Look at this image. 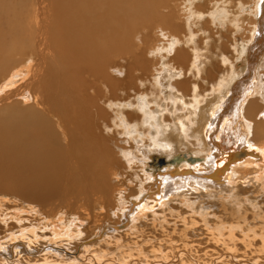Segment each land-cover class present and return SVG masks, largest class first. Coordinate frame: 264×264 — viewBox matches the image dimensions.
<instances>
[{
    "label": "bare ground",
    "instance_id": "1",
    "mask_svg": "<svg viewBox=\"0 0 264 264\" xmlns=\"http://www.w3.org/2000/svg\"><path fill=\"white\" fill-rule=\"evenodd\" d=\"M180 1L196 6L195 0H0V193L28 203L0 199V224L11 222L9 240L0 244V264H80L76 256H67L85 244L76 243L82 241L78 239L84 228L81 232L74 222L73 227L65 225L66 213L63 218L60 212L41 214L39 222L27 217L37 204L47 202H62L68 209L89 205L87 213L97 205L104 208L101 215L93 214V227H88L92 235L87 233L85 241L96 230L99 236L106 229L112 233L92 246H101V258L93 251L96 262L92 258L82 264L109 258L111 247L117 248L111 240L115 235L122 250L114 264L145 261V246L133 253L131 248L148 237L157 244L148 243L146 250L183 264H200L198 255L187 254L186 244L168 247L155 231L147 232L156 224L159 228L161 218L168 225L175 212L186 219L185 229L206 223L208 233L197 232L199 228L191 235L179 231L182 238L197 234V246L205 240L213 248L222 245L225 252L244 250L252 261L263 251L264 221L257 229L233 219L216 223L206 209L213 199L245 215L248 202L264 198V0H256L249 12L254 19L251 40L244 49L233 46L231 55L226 42L243 28L248 19L241 18L250 4L212 0L216 3L210 10L195 7L179 23ZM209 11L211 31L218 37L214 42L205 25L198 32L204 40L192 32L196 20ZM159 26L173 34L166 53L162 51L171 59L164 56L169 62L160 60V70L148 65L140 51L131 50V44L137 48L144 41L143 28L152 32ZM135 34L139 44L132 43ZM151 149L169 156L161 160L164 169L145 175L140 167L154 159ZM122 169L136 182L133 187L125 186ZM9 203L11 208H6ZM262 204L257 201L254 209L261 210ZM111 217L117 222L105 220ZM86 223L80 220L79 225ZM122 227L135 233L120 231ZM257 239L260 248L254 245ZM52 251L59 257L49 256ZM210 252L215 257L202 264H222L223 256L216 249Z\"/></svg>",
    "mask_w": 264,
    "mask_h": 264
},
{
    "label": "rangeland",
    "instance_id": "2",
    "mask_svg": "<svg viewBox=\"0 0 264 264\" xmlns=\"http://www.w3.org/2000/svg\"><path fill=\"white\" fill-rule=\"evenodd\" d=\"M216 1V0H215ZM215 1H212V0H195V4H196V6L195 7H201V10H202V12L203 11H207V10H210V8L212 7V3H216ZM237 1H239V0H235V3H237ZM181 2V1H180ZM178 2V4H180V7H181V9H180V7H179V19H178V21H179V23H181V22H184V20L186 19V18H188L189 19V17H190V15L192 14V12L194 11V9H195V7H193L192 6V4L190 3H186V2ZM244 2H246V3H249L250 5H249V8L247 9V10H245V12H244V17H242L241 19H243V20H245V19H248V20H246V22H243L242 24V26H243V28L242 29H240L239 31H235V33H233L232 34V36H227V35H229V34H226V36L227 37H229L228 38V41L229 42H226V43H228V47H227V55H231L232 54V51H233V49H234V47L233 46H236V47H238L237 49H240L241 47H243V49L247 46L246 45V43L247 42H249L250 40H251V37H252V30H253V28H252V26H253V23H254V19L250 16V14H249V12L254 8V6L256 5V0H244ZM252 2V3H251ZM172 3H174L173 5H175V3L176 2H172ZM206 3V4H205ZM254 3V4H253ZM177 4V3H176ZM208 4V5H207ZM183 5V6H182ZM174 7V10H175V6H173ZM184 7V8H183ZM207 7V8H206ZM187 9V10H186ZM184 11V13H182ZM247 12V13H246ZM194 13V12H193ZM208 15H207V14ZM205 14V15H204ZM246 14H247V17L248 18H245V16H246ZM210 15H211V11H209V13L208 12H205V13H203V15H202V18H200V21L199 20H196L197 21V23L194 25V28H192V32L194 33V32H197V34H198V32H199V28H201V29H204V28H202V27H204L203 25H205V27L207 28V29H204V30H207L208 32H209V34L211 33V35H212V40H213V42H214V40L215 39H217L218 37H217V35H216V32H214V31H211V22H210V20L208 19V18H210ZM182 16H185L184 18L182 17ZM204 17V18H203ZM181 19V20H180ZM240 19V18H239ZM195 20V19H194ZM208 23V26H206V24ZM252 22V23H251ZM197 25H199V26H197ZM216 26H213V29H217V30H222V29H218V27H216ZM144 30V31H143ZM143 30H142V34L144 35L143 37H144V41L140 44V45H138V46H136L137 48H132V44H131V50H132V52L133 51H135V52H137V53H139V51H140V53L139 54H143L144 56H143V59H144V61L149 65V64H151L153 67H155V69H158V70H160L161 69V63H163L162 61H165L166 59H167V57L169 58V59H171V56L172 55H170V56H167L168 54H165L166 53V51L164 50V48L166 49V48H168L169 46L168 45H170V43H172V39H173V37H171V35L173 36V34H171L170 33V35H169V33H167L163 28H161L160 26L155 30V31H152V32H149V31H147V29L145 28H143ZM217 30H215V31H217ZM223 30H225V28H223ZM164 34H163V33ZM223 34H225L226 33V31H221ZM187 33V32H186ZM206 33V32H205ZM136 35V34H135ZM133 36L132 38H134V40H132V43L135 41V42H137L138 44L141 42V39L139 38V39H137V37H138V34L136 35V36ZM162 35V36H161ZM179 35V34H178ZM181 36H183L182 34H180ZM198 36L200 37V38H198V39H203V37H204V35H202L201 33H199L198 34ZM206 36V35H205ZM234 36V37H233ZM149 39H148V38ZM165 37V38H164ZM233 37V38H232ZM167 38V39H166ZM168 38H171V39H168ZM221 38V37H220ZM195 39H196V37H195ZM236 39V40H235ZM170 40V41H169ZM204 40V39H203ZM189 41H191V38L190 37H188V41L187 42H189ZM234 43H236L235 45H232V44H234ZM203 44H205L204 42H203ZM209 44H211V42L209 43ZM216 45V44H215ZM203 46V45H202ZM201 46V47H202ZM139 47H140V49H139ZM191 46H188V48H190ZM233 47V48H232ZM142 50H144V52L142 51ZM164 50V52L162 53V51ZM174 53V52H173ZM158 54V55H157ZM160 54V55H159ZM162 54H164V55H162ZM164 56H167V57H164ZM213 56V55H212ZM136 57H138V60L141 58L140 56H138V54L136 55ZM154 58L157 60H154ZM163 58V59H162ZM153 59V60H152ZM212 59H214V57L212 58ZM149 60H151V61H149ZM160 60H162V61H160ZM160 62V63H159ZM166 63H168L169 62V60L168 61H165ZM165 62H164V64H165ZM153 64H155V65H153ZM156 64H159L158 66H156ZM163 65V64H162ZM154 69V70H155ZM148 72H150L151 73V75H153L154 76V78H158V74L157 73H155L154 71H148ZM112 76H119V73H117V72H113V75ZM186 76H187V78H189V77H191V74H190V70L186 73ZM2 92V90H1V88H0V93ZM31 102V101H30ZM113 130V129H112ZM111 130V132H112V134H113V132H114V130L112 131ZM120 146H123V143H121L120 142ZM152 150V152H156V153H154L153 155H152V157L151 158H154V159H148L147 161H145V163H147V165H149L148 167H145L144 165H146V164H144L143 166H141L140 168H142L143 167V171L145 172V175L146 174H149V173H151V172H156V171H161L162 169H164L165 167H164V165L161 163V160H167L168 159V154L166 153V152H160V151H155L154 149H151ZM115 152H116V154L118 155V154H120V152L118 151H116L115 150ZM120 158L122 159V156L120 155ZM123 161V160H122ZM121 172L122 173H126L125 171H124V169H122L121 170ZM127 174V173H126ZM125 174V175H126ZM126 180H125V177H123V179L125 180V186H128L127 187V189L128 188H130V187H133L135 184H136V182H134L133 183V181H131L130 180V177H129V175L127 174L126 175ZM113 179V178H112ZM128 180V181H127ZM113 181H114V179H113ZM127 182H129V183H127ZM65 184H69V183H65ZM71 184H73V183H70L69 184V186H71ZM129 184H130V187H129ZM137 192H138V189L136 190ZM262 197V196H261ZM261 197L260 198H258L257 199V201L258 202H261V201H264V198L263 199H261ZM0 199H5L6 201H8L9 200V202H12V201H15V199L16 200H18V202H20V204L19 205H21V206H26V205H28V203L23 199V198H20V197H13V196H11V195H3L2 193H0ZM95 199H97V196L95 197ZM123 199L124 198H122V201H123ZM126 199V200H125ZM124 199V201L127 203L130 199H127V198H125ZM132 199H135V197H132ZM257 201L256 202H248V208H250L249 210H247L246 209V214L245 215H243L242 214V212H240V210L238 209H235L234 207L231 209V208H229V207H227L225 204H223L221 201H215V200H213V199H210V202L212 203V205L213 206H210L208 209H206L207 211V213H209V214H211V213H213L214 214V216H215V219H213L212 220V217H210L209 219L210 220H212V221H216V223H218L219 221H223L224 223H230L231 221H232V219H233V221L235 222V221H240L241 223H243L244 224V227H247L248 226V224H249V226H248V228H255V229H257L258 228V226H260L261 225V223L264 221V212L263 213H261L262 211H264V204H262L263 206H261V210H257V209H254L255 208V205H256V203H257ZM16 202V201H15ZM217 203V204H216ZM12 203H9V204H6V208H11V205ZM26 204V205H25ZM80 205H82L81 203H79ZM79 204H76V206H77V208H76V206L74 205V208H72V209H68L67 208V204H63L64 205V207H62L63 205H62V202H61V204H57V203H54V202H50V205H49V203L47 202V203H44V205L43 204H37L36 205V207H35V209L36 210H34V212H31V216L30 215H27V217H30L31 218V220L32 221H40V219H42V215L44 216V215H46V216H44V217H53V216H58V215H60V213L61 214H63V216H62V218L64 219L63 220V222L65 223V225H66V223H70L68 226H71V227H73V222H74V224H75V226L74 227H81V228H79V230L81 231L83 228L85 229L83 232H82V235H80V237H82L81 239H78V238H80V237H78L77 239L78 240H82V241H77L76 243L77 244H79V243H81V244H83V243H85V244H83V246H81L80 247V249H76L77 247H75V248H73V250L71 251V250H69L68 252L69 253H71L72 255H74V256H67V257H75V258H77V263L79 262L80 264H82V263H89V261H91L92 260V258L94 257V254H96L97 256H99L100 258H101V256L103 255L101 252H100V248H98V247H101V246H95V247H92L93 245H95L96 244V242L97 241H102V240H106L107 238L106 237H108V235H107V232L109 233V231L110 230H108V229H106V234L104 233L102 236H99L98 234L99 233H97V230L96 231H94V233L96 232V234L94 235V236H92L93 238H91L89 241H85V239H86V236H87V233H88V236L89 235H92V229H89L88 227H93V225H92V221H93V214L95 213V212H98V213H100V215H101V213H103V212H105L104 211V208L102 207V206H98L97 205V208H99V209H97V208H95V206L93 207V209L95 208L96 209V211H94L93 210V212H92V208H91V211L89 212V213H87L88 211H89V209H90V207H88L89 205H85L86 206V208H85V206H80L79 207ZM47 205V206H46ZM219 205V206H218ZM222 205H224V206H222ZM39 206V207H38ZM45 206V207H44ZM177 206V205H176ZM41 207V208H40ZM55 207V208H54ZM171 207H174V206H171ZM61 208H63V209H61ZM89 208V209H88ZM241 208H242V206H241ZM243 208H244V206H243ZM25 209H26V207H25ZM43 211V213H41L42 211ZM64 209H66L65 211H67V212H65L64 211ZM79 211H77V210ZM235 209V210H234ZM245 209V208H244ZM53 210V211H52ZM73 210H75V211H73ZM83 211V214H81V212L80 211ZM86 212H85V211ZM88 210V211H87ZM159 210V209H158ZM224 210V211H223ZM40 211V212H39ZM51 211H52V213H54V214H52L51 213ZM55 211H56V213H55ZM64 211V212H63ZM217 211V212H216ZM57 212H58V214H57ZM60 212V213H59ZM85 212V213H84ZM211 212V213H210ZM220 212H221V215H220ZM40 213V214H39ZM49 213V214H48ZM66 213V214H65ZM92 214V216H91V214ZM42 214V215H41ZM57 214V215H56ZM65 214V215H64ZM69 214H70V216H69ZM79 214V215H78ZM84 214H86L85 216H81V217H79L80 215H84ZM176 214V215H175ZM178 214V215H177ZM75 215V216H74ZM78 215V219H76V216ZM89 215H90V217H89ZM173 215L175 216V217H169L168 218V220L169 221H171L170 223H168V225H164L163 223H162V218H161V220H160V222H159V228H157V224L155 225V223H154V227H152V228H150V229H147V230H151V231H147V232H152L153 233V235L154 234H158V237H160L161 238V240H163V243L165 244V242L168 244H166L168 247H169V245H171V246H173V247H183L182 245H184V244H186V247H187V254H189V255H191V256H193V257H195V255H198V257L200 258V264H202V262L203 261H207V262H209L208 260H209V258L210 259H212L213 257H215L214 256V254H212V255H210L211 254V252L210 251H212V250H214V249H216V251H217V253H215V254H218V256L219 257H222V264H264V248H263V251H260V252H258V254H255L256 256H255V259H254V261H252V260H250V254L249 253H247V257L244 255V254H242L243 253V251L244 250H241V251H239L238 249H237V251H232V249H226L227 251L225 252V249L223 248V246L222 245H218V248L216 247V248H213V245L212 244H206V241L205 240H201V242H202V244H201V246H197V244H200V243H198L199 241H198V235L196 234H194L195 235V237L194 238H192L191 236L189 237H187V238H185L186 236H183V238H184V240H183V238L182 237H179V231H183V232H186L188 235H191V233H192V231H194V229L196 228V230H197V228H199V230H197V232H199V233H203V231L202 230H204V232L205 233H208V232H206V229L207 228H205V227H207V225H206V223H202V222H200V223H196V225H195V223H193V228L192 229H185V228H183L184 227V224H182V222H184V221H186V219H183V216L181 217V212H180V214L178 213V212H175V213H173ZM188 215H192V214H188ZM40 216V217H39ZM178 216V217H177ZM227 216V217H226ZM230 216V217H229ZM252 216H253V218H252ZM67 217L69 218V219H67ZM72 217V218H71ZM161 217V216H160ZM193 217H197V216H195V214L193 215ZM249 217V218H248ZM81 218V219H80ZM231 220H230V219ZM83 222V223H86L85 224V227H83V225L82 226H80L79 225V222H80V220ZM197 219H199L198 217H197ZM196 219V220H197ZM70 222H69V221ZM87 220H90V221H87ZM106 221H109V220H112V217H111V219H105ZM68 221V222H67ZM86 221V222H85ZM114 220H112V222H113ZM29 222H31L30 221V219H29ZM114 222H117V221H114ZM196 222V221H195ZM0 223H2V221L0 222ZM201 223H202V225H203V227H202V225H201ZM72 224V225H71ZM77 224V225H76ZM252 224V225H251ZM9 225H11V222H9L8 223V225L7 226H5L4 227V225H2V224H0V233H2V234H0V244H1V242H4V243H6V242H8V240H7V238L6 237H8V236H10V233H11V228H9ZM45 225V224H44ZM120 225H122V224H120ZM195 225V226H194ZM251 225V226H250ZM254 225V226H253ZM166 226V227H165ZM226 226H228V225H226ZM202 227V228H201ZM212 229H213V231L214 232H219V233H222V231H220L218 228H217V226L215 227V226H210ZM171 228V229H170ZM127 229V231L129 232V233H133V230L131 229V228H128V227H122L121 228V230L120 231H123V230H126ZM131 229V230H130ZM159 229H160V231H159ZM184 229V230H183ZM201 229V230H200ZM89 231V232H88ZM158 231V232H157ZM188 231V232H187ZM202 231V232H201ZM256 231H258V230H256ZM111 233H112V231H110ZM157 232V233H156ZM243 232H246V231H243ZM93 233V234H94ZM135 233V232H134ZM133 233V234H134ZM161 233H163V234H161ZM172 233V234H171ZM5 234V235H4ZM8 234V236H6ZM161 234V235H160ZM166 234V235H165ZM183 234V233H182ZM99 236V237H98ZM102 237V238H101ZM115 237V238H114ZM204 237V236H203ZM6 238V239H5ZM9 238V237H8ZM84 238V239H83ZM132 238H134L135 239V237H130L129 239L131 240ZM151 237H148V238H146V239H143L142 240V242H140L138 245H136L137 247H135V246H133L131 249L133 250V251H131L132 253L135 251L136 252V250H140V249H142L143 248V246H145L144 247V249H145V252H144V254L143 255H145V257L147 258L145 261H144V259H143V261H142V259L140 260V261H142V262H140L139 264H147V263H151V264H183L182 262H180L181 260H174V261H172L171 259H168L169 257L166 255V254H159V255H157V254H154L153 252H151V248H148L149 249V251L148 250H146L147 248L146 247H151V243H154V244H157V241H153V240H151L150 239ZM166 238V239H165ZM100 239V240H99ZM123 239V241H125V238H122ZM171 239V240H170ZM185 239H187L186 240V242H185ZM194 239V240H193ZM87 240V239H86ZM111 240L112 241H114V242H117V248L119 249H117L116 247H111V250H110V255L112 256H110L111 257V260L107 257V258H105L104 260H102V263L101 264H114L115 262H117L118 260V258H120L119 256V254L118 253H120V251L122 250L121 249V247H120V243L118 244V242H120L119 240H120V238L119 237H117V235H115V236H113L112 238H111ZM130 240H128V241H130ZM258 241V242H257ZM257 241H255L254 242V245H256L255 247L257 248H260L261 247V241H259L258 239H257ZM171 242V243H170ZM192 242V243H191ZM195 244H194V243ZM261 242V243H260ZM148 243H150L149 245H148ZM170 243V244H169ZM189 243V245H187ZM142 244V245H141ZM173 244V245H172ZM174 244H176V245H174ZM74 245H75V242H74ZM146 245H148V246H146ZM217 245V244H216ZM91 247L90 248V250H92L91 252L90 251H88V253L86 252V247ZM142 246V247H141ZM166 246V248H167V250H168V247ZM202 249H201V248ZM205 247V248H204ZM240 247V246H239ZM98 248V249H97ZM200 249V250H199ZM203 249H205V250H203ZM221 249H223L222 251H221ZM116 250V251H115ZM123 250L124 251H129V250H127L126 248H123ZM201 250H202V252H201ZM220 250V251H219ZM46 251H48V249H46L45 251H44V253H47ZM76 251H78V252H76ZM94 251V254H92V252ZM113 251V252H112ZM170 251V250H169ZM206 251H207V253H206ZM209 251V252H208ZM232 251V252H231ZM192 252V253H191ZM198 252V253H197ZM223 252V253H222ZM240 252V253H239ZM262 252V253H261ZM44 253H42V254H44ZM53 253H54V255H53ZM77 253V254H76ZM226 253V254H225ZM232 253H236V258L235 257H233V254ZM261 253V254H260ZM4 255H6V253H3ZM41 254V255H42ZM101 254V255H100ZM230 254V255H229ZM242 254V255H241ZM249 254V255H248ZM49 256H51V255H53V256H51L52 258L54 257V256H56V257H59L58 256V253H55V252H53L52 251V253H50V254H48ZM119 255V256H118ZM166 255V256H165ZM172 255V254H171ZM205 255V256H204ZM227 255V256H226ZM244 255V256H243ZM7 257H9V255L7 254L6 255ZM15 257H16V255H14ZM49 256H47V257H49ZM156 256V257H155ZM158 256V257H157ZM118 257V258H117ZM156 259H155V258ZM159 257H161V262H160V260L158 261V258ZM164 257H166V258H164ZM243 257H246V258H243ZM249 257V258H248ZM253 257V256H252ZM251 257V258H252ZM259 257V259H257ZM149 258V259H148ZM232 260H231V259ZM17 259V258H16ZM16 259H14V260H16ZM24 259V258H23ZM23 259H20V261H23ZM94 259V258H93ZM116 259V260H115ZM230 259V260H229ZM243 260V261H245V262H242V261H240L239 262V260ZM13 260V261H14ZM95 260V259H94ZM152 260V261H151ZM172 262H171V261ZM229 260V261H228ZM234 260V261H233ZM236 260V261H235ZM238 260V261H237ZM10 261L12 262V260H9V264H10ZM148 261V262H147ZM220 261V260H219ZM218 261V262H219ZM231 261V262H230ZM251 261V262H250ZM94 262H96V260L94 261ZM242 262V263H241ZM247 262V263H246ZM249 262V263H248ZM136 264V263H135ZM192 264V263H191ZM217 264V263H216Z\"/></svg>",
    "mask_w": 264,
    "mask_h": 264
},
{
    "label": "water",
    "instance_id": "3",
    "mask_svg": "<svg viewBox=\"0 0 264 264\" xmlns=\"http://www.w3.org/2000/svg\"><path fill=\"white\" fill-rule=\"evenodd\" d=\"M263 117H264V114H263Z\"/></svg>",
    "mask_w": 264,
    "mask_h": 264
}]
</instances>
